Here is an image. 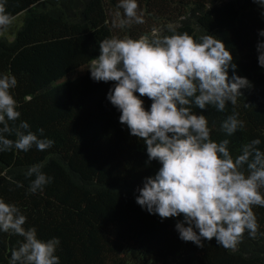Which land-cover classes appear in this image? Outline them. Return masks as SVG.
<instances>
[{
	"label": "trees",
	"instance_id": "trees-1",
	"mask_svg": "<svg viewBox=\"0 0 264 264\" xmlns=\"http://www.w3.org/2000/svg\"><path fill=\"white\" fill-rule=\"evenodd\" d=\"M119 0H7L6 9L21 23L12 38L0 35V75L17 79L12 90L21 120L41 138L54 141L38 151L0 153V198L15 203L38 237L60 240V264H264V207H254L258 235L247 231L236 251L212 241L204 247L184 242L175 229L183 216L149 214L137 203V188L160 165L146 164V145L119 122L120 112L107 100L114 82H95L88 67L105 38L187 32L199 40L213 35L231 51L236 74L250 89H241L235 111L246 122L226 136L222 122L233 111L194 109L206 116L212 139H229L235 156L241 145L259 138L264 150V68L256 45L264 42V8L253 0H137L145 23L114 29ZM232 75L231 69L229 76ZM137 95H139L137 93ZM144 100L146 110L152 101ZM245 104L250 105L245 107ZM19 123V122H17ZM15 140L16 137L10 136ZM33 165L52 177L42 192H28L25 173ZM17 182L23 187H17ZM198 231V230H197ZM22 237L0 232V264H10Z\"/></svg>",
	"mask_w": 264,
	"mask_h": 264
},
{
	"label": "clouds",
	"instance_id": "clouds-1",
	"mask_svg": "<svg viewBox=\"0 0 264 264\" xmlns=\"http://www.w3.org/2000/svg\"><path fill=\"white\" fill-rule=\"evenodd\" d=\"M253 2L264 8V0ZM6 3L0 0V33L15 21ZM117 8L123 12L114 13V29L145 23L137 0H119ZM171 31V35H160L153 29L151 36L137 39L105 38L88 71L95 82H114L107 100L120 112V124L146 145V164L156 161L160 165L137 188L136 203L162 221L183 216L175 229L184 242L203 248V241L215 238L217 245L236 251L246 231L253 239L258 235L254 207H264V150L255 138L242 144L234 156L229 139L213 140L208 119L194 109L214 108L223 113L232 105V113L220 126L230 137L246 127L235 106L241 89H250L252 84L236 74L234 57L221 40L210 34L197 40L187 32ZM258 35L264 37V30ZM256 51L258 64L264 68V42L257 43ZM16 87L14 75H0V153L28 152L33 146L38 151L51 148L54 141L41 138L43 128L38 129V136L20 119L12 94ZM141 97L152 101L150 109H145ZM13 135L15 140L8 138ZM25 176L32 178L31 194L42 192L53 179L41 171V165L31 166ZM17 187L23 185L17 182ZM26 221L15 203L0 198V232L22 237L11 251L10 264H60L59 238L40 239L35 227H25Z\"/></svg>",
	"mask_w": 264,
	"mask_h": 264
},
{
	"label": "rangeland",
	"instance_id": "rangeland-1",
	"mask_svg": "<svg viewBox=\"0 0 264 264\" xmlns=\"http://www.w3.org/2000/svg\"><path fill=\"white\" fill-rule=\"evenodd\" d=\"M21 23V17L15 18V21L13 25L10 27V29L7 32H2L0 35H4L6 38H12V35L15 31V29L18 27V25Z\"/></svg>",
	"mask_w": 264,
	"mask_h": 264
}]
</instances>
